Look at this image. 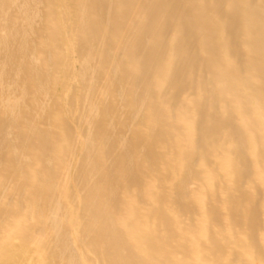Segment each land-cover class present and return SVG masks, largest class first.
<instances>
[{
    "label": "bare ground",
    "instance_id": "6f19581e",
    "mask_svg": "<svg viewBox=\"0 0 264 264\" xmlns=\"http://www.w3.org/2000/svg\"><path fill=\"white\" fill-rule=\"evenodd\" d=\"M253 171L264 0H0V264H264Z\"/></svg>",
    "mask_w": 264,
    "mask_h": 264
},
{
    "label": "rangeland",
    "instance_id": "374dc122",
    "mask_svg": "<svg viewBox=\"0 0 264 264\" xmlns=\"http://www.w3.org/2000/svg\"><path fill=\"white\" fill-rule=\"evenodd\" d=\"M219 143H222V145H224L226 147H231V146L236 147L237 146L236 141H233L231 138H228L226 140L221 139L219 141ZM222 155H223L222 153H218V154H215L212 158H206V159H204V156L202 155L201 158H196V164L194 165V167L196 169H200L201 166L204 167L205 171L207 173H212L214 175V177H216V181L218 182V183H216L217 189L215 191V196H216L217 200L215 199V202H212L211 200L207 199V201H205V204H206L205 209H207V212L209 213L210 204L211 205L212 204L218 205L220 207H225V210L223 209V214L226 215V213L228 212L227 207H228V205H230V203L227 201V199L223 200V197H225L226 193L228 195L231 194L230 192H231L232 188H231V186L229 187L228 190L225 188V186L230 184L229 182L227 183V181L229 179L227 170L225 168L219 167V164L216 162V159L220 158ZM230 158H233V157L230 156ZM254 173H255L254 171L250 172V174L244 179V182L242 181V186H243V188L248 189L249 193L252 192L254 194V196L256 195L257 192H259L257 195L258 196L257 198L260 197L261 199H260V201H257V205H259V207H261L262 204H264V202H263V200H264V181L256 179L257 177L254 175ZM149 179H150V177L147 178V180H149ZM198 184H199L198 177L197 178H190L186 182V187L189 191H199V185ZM232 186L234 187V185H232ZM134 190H136V187H132L128 192L132 193V192H134ZM232 193H235V192L233 191ZM236 194H237V192H236ZM138 205L146 208V204L144 202L138 203ZM238 205L240 207L244 208L245 206H248L249 204H248V201L241 200ZM193 209H194V211H193ZM193 209L191 210L189 215H183L186 213L179 212L177 210L176 215L179 217V219L183 223V226L185 229H194L196 226L197 220L199 221V219H200L201 213L198 210V208L195 206ZM233 222L234 221H232V223H229V225H228L225 222H223V220L220 219V220H217V221L211 223L210 229H211V231L217 233V237L219 235L220 236H222V235L227 236L228 235V236H231V238H232V237L240 236L241 234H238L240 231L243 233H247L245 224H238L237 225V224H234ZM240 222H242V221H240ZM256 233L261 239L264 240V219H262L261 225L258 227ZM242 244L245 245V243H242ZM238 245H239V243H238ZM259 262H260V260L258 257H255L253 259L254 264H259Z\"/></svg>",
    "mask_w": 264,
    "mask_h": 264
}]
</instances>
